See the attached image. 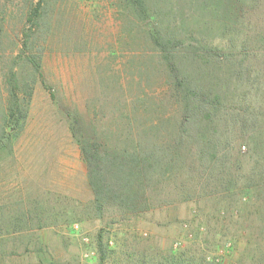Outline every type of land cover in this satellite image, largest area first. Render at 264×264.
Returning <instances> with one entry per match:
<instances>
[{
  "label": "rangeland",
  "instance_id": "obj_1",
  "mask_svg": "<svg viewBox=\"0 0 264 264\" xmlns=\"http://www.w3.org/2000/svg\"><path fill=\"white\" fill-rule=\"evenodd\" d=\"M31 1L0 0V73L19 53ZM171 7L175 23L165 27L182 39L172 53L174 73L146 39V26L118 1L47 5L33 31L42 76L33 83L30 65L19 64L32 95L22 130L0 152V264H135L175 253L206 264H264V0H172ZM214 51L232 54L233 63L214 66L204 55ZM238 62L239 82L231 76ZM175 75L227 94L224 117L212 127L222 147L201 163L187 159L197 150H182L185 139L176 145L182 101ZM3 93L0 81V119ZM76 115L89 125L87 138L112 156L141 154L140 122L156 127L142 148L165 146L168 166L159 184L147 181L145 212L94 204L70 130ZM250 141L258 144L252 154ZM226 144L231 154L222 163Z\"/></svg>",
  "mask_w": 264,
  "mask_h": 264
},
{
  "label": "trees",
  "instance_id": "obj_2",
  "mask_svg": "<svg viewBox=\"0 0 264 264\" xmlns=\"http://www.w3.org/2000/svg\"><path fill=\"white\" fill-rule=\"evenodd\" d=\"M122 6V10L126 16H132L135 19V24L141 27L144 24L146 28L144 35L148 42L154 46V49L161 56L163 64L174 73V66L171 62L172 53L176 52V47L181 44L182 39L178 36H173L170 31L167 32L165 27L167 22L175 23L172 18L173 9L170 8L172 0H116ZM171 1V2H169ZM51 0H37L35 3L30 2L27 10L23 14V34L20 41L19 53L11 58V64L8 68H4L0 73V81L3 86V113L0 119V152L7 149L13 138L22 130L23 121L25 119V103L30 100L33 87L27 83V79L22 76L19 67L20 63L30 65L32 72L33 83L42 76V54L35 50V39L33 31H37L44 21L43 13ZM128 19H126L127 24ZM143 29V28H142ZM172 35V36H171ZM204 55L209 56L213 61L214 66L221 67L224 65V60L232 64V54L223 53L216 54L205 52ZM232 56V57H231ZM226 58V59H225ZM26 64V65H27ZM242 62H238V69L231 76L239 82L242 79ZM236 65V64H233ZM237 66V65H236ZM245 74L249 75V68L245 70ZM175 82V90L177 97L181 98V125L177 129L178 140L176 145L180 146L184 140L182 150L188 147L197 150V156L188 158L192 164L201 163V156L211 152H217L221 142L214 136L213 126L216 127L218 119L216 117H224L221 109L226 111L223 103L227 94L223 87L214 89V92L203 90L200 87L190 84L177 75L173 77ZM224 85V83L220 82ZM45 85V83H42ZM139 107L144 112L143 117L149 113L146 100L137 97ZM228 112V109H227ZM238 113L233 116L234 121H238ZM70 130L72 136L77 140L80 146L81 156L87 168V180L89 188L94 198V204L99 210L104 205H113L121 210H125L134 214L145 212L147 209L146 189L147 181L155 179L154 184H159L162 177L165 175V169L168 166V158L165 154L167 150L165 146L160 145L153 148H142L147 140L148 135L154 133L155 126L148 124L147 121L140 122L141 134L140 145L138 148L141 154H132L126 156H112L105 152L99 139L89 140L87 138L89 125L82 121L81 116L76 115L71 120ZM239 122V121H238ZM237 123V122H236ZM227 126L228 122H224ZM82 127L80 129L79 127ZM186 128V133L181 131ZM256 124L252 126V133L257 132ZM158 130V127L157 129ZM164 132V128L162 129ZM176 134V133H175ZM174 134V135H175ZM186 141V142H185ZM257 142V141H256ZM249 142V154L257 150L258 144ZM227 144L221 151H224L222 163L228 161L230 152ZM176 150L180 149L175 147ZM135 153V147H132ZM259 150H264L262 147ZM143 151V152H142ZM215 155V154H214ZM261 156V155H260ZM264 161V157L261 156ZM225 162H224V161ZM148 171V172H146ZM264 186V177L260 180ZM152 182H149L151 184ZM139 187V189H138ZM253 187V186H251ZM256 188V187H253ZM138 189V190H137ZM97 250L100 263L104 260L105 252L101 239H98ZM135 264H206L202 258H197L193 255L186 254H169L159 258H151L144 261H138Z\"/></svg>",
  "mask_w": 264,
  "mask_h": 264
}]
</instances>
